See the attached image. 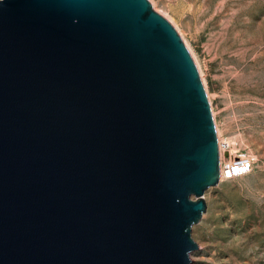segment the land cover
<instances>
[{"label":"water","instance_id":"obj_1","mask_svg":"<svg viewBox=\"0 0 264 264\" xmlns=\"http://www.w3.org/2000/svg\"><path fill=\"white\" fill-rule=\"evenodd\" d=\"M219 176L199 72L148 0H0V264H190Z\"/></svg>","mask_w":264,"mask_h":264},{"label":"rangeland","instance_id":"obj_2","mask_svg":"<svg viewBox=\"0 0 264 264\" xmlns=\"http://www.w3.org/2000/svg\"><path fill=\"white\" fill-rule=\"evenodd\" d=\"M148 2L201 73L217 139L254 157L249 174L205 191L190 264H264V0Z\"/></svg>","mask_w":264,"mask_h":264},{"label":"built area","instance_id":"obj_3","mask_svg":"<svg viewBox=\"0 0 264 264\" xmlns=\"http://www.w3.org/2000/svg\"><path fill=\"white\" fill-rule=\"evenodd\" d=\"M220 152H228V160H222L219 167L220 180H231L237 177L245 176L252 170L254 157L245 153L231 151L229 145L225 142H218Z\"/></svg>","mask_w":264,"mask_h":264},{"label":"bare ground","instance_id":"obj_4","mask_svg":"<svg viewBox=\"0 0 264 264\" xmlns=\"http://www.w3.org/2000/svg\"><path fill=\"white\" fill-rule=\"evenodd\" d=\"M191 52V51H190ZM192 54V53H191ZM193 56V55H192ZM195 60V59H194ZM199 69V68H198ZM200 75H201V73H200ZM202 78V77H201ZM203 79V78H202ZM216 133H218V132H216ZM217 137H218V134H217ZM218 140V139H217ZM218 142L221 144V142L222 141H220V140H218ZM224 158H223V153L222 152H220V154H219V167H220V164H221V162H222V160H223ZM221 180H220V177H219V181L218 182H220ZM206 211V210H205ZM205 213V212H204ZM203 213V214H204ZM203 214H202V216H203ZM202 218V217H201ZM201 220V219H200Z\"/></svg>","mask_w":264,"mask_h":264}]
</instances>
